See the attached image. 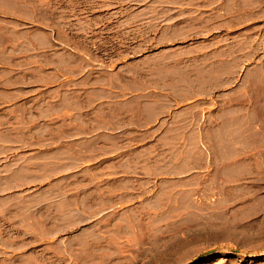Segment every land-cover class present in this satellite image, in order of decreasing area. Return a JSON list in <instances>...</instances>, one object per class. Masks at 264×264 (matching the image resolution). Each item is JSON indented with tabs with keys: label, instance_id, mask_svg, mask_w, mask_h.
I'll use <instances>...</instances> for the list:
<instances>
[{
	"label": "rangeland",
	"instance_id": "374dc122",
	"mask_svg": "<svg viewBox=\"0 0 264 264\" xmlns=\"http://www.w3.org/2000/svg\"><path fill=\"white\" fill-rule=\"evenodd\" d=\"M14 1L52 85L0 99V264H264V155L225 178L264 140V0Z\"/></svg>",
	"mask_w": 264,
	"mask_h": 264
},
{
	"label": "crops",
	"instance_id": "0c3cea01",
	"mask_svg": "<svg viewBox=\"0 0 264 264\" xmlns=\"http://www.w3.org/2000/svg\"><path fill=\"white\" fill-rule=\"evenodd\" d=\"M19 11V6L14 0H0V17L4 15L14 18L18 16ZM13 35L12 28L5 30L0 27V99H11L9 103L1 104L10 107L21 106L26 100L31 99V95H26L30 90L42 92L50 89L52 85L51 44H44L37 50L35 43L20 44L9 41ZM16 35H19L18 30ZM259 143H261L259 148H253L255 144L252 141H244L238 146L234 143L230 145L231 149L227 152L231 156L241 157V160H237L236 172L225 174L229 186L235 185L237 189L241 186L243 190L252 188L253 179L256 177L255 156L264 155V149H261L264 148V140ZM185 145L180 154L182 162L193 163L197 153L204 155L201 149L196 151L193 135L187 137ZM249 202H252V199Z\"/></svg>",
	"mask_w": 264,
	"mask_h": 264
}]
</instances>
